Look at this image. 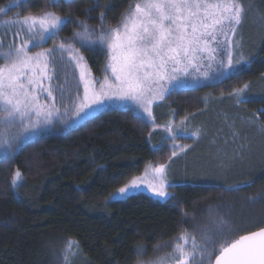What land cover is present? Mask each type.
<instances>
[{"label":"trees","instance_id":"obj_1","mask_svg":"<svg viewBox=\"0 0 264 264\" xmlns=\"http://www.w3.org/2000/svg\"><path fill=\"white\" fill-rule=\"evenodd\" d=\"M96 2L61 0V7L48 8V0H26L9 15L47 9L73 22L87 20L95 27L100 11L107 9V25L114 27L134 0H98L99 8ZM9 3L0 0V7ZM242 3L245 15L237 40L251 63L238 66L215 84L173 91L154 107L153 116L161 128L186 117L196 119L206 97L236 102L230 92L247 84L246 102L236 103L237 121L241 125L244 120L246 129L256 131L253 163L220 170L208 180L176 181L170 189L173 197L165 203L146 194L108 201L150 164L166 163L171 150L165 132L152 133L136 118L134 109L106 110L65 133L24 144L10 160L0 158V264H63L68 241L79 244L72 264H136L137 246L146 249L145 258L152 257L157 245L172 242L184 230L203 227L209 208L241 233L258 229L242 226L250 216L264 214V0ZM76 30L70 23L56 39H69ZM52 45L49 41L44 46ZM81 51L94 77H102L104 51ZM217 119L213 125L222 127ZM16 169L23 179L13 188Z\"/></svg>","mask_w":264,"mask_h":264},{"label":"snow or ice","instance_id":"obj_2","mask_svg":"<svg viewBox=\"0 0 264 264\" xmlns=\"http://www.w3.org/2000/svg\"><path fill=\"white\" fill-rule=\"evenodd\" d=\"M64 2L70 4L71 0ZM20 6L21 0H10L7 8L0 7V14L6 16ZM59 7L61 0H48V8ZM106 11H100L95 27L87 20L73 22L71 17L47 9L39 14L17 12L15 18L0 20L4 34L12 32L19 38L7 45L0 39V158L10 160L27 138L57 122L89 119L111 101L131 104L136 118L155 131L152 108L158 100L201 79L219 81L238 66L251 63V57L240 51V41L234 39L245 15L242 0H134L114 27L107 25ZM70 23L77 29L72 37L57 40ZM49 41L53 46L46 48ZM81 49L104 51L106 74L102 81L91 77ZM60 68L65 71V79L69 70L73 78L78 71L74 94L63 84L54 89ZM247 88L245 84L230 92L237 104L246 102L242 93ZM56 90L60 93L59 106ZM181 125L186 135L199 138V129L189 133L185 121ZM164 130L173 141L171 155L184 151L175 144L178 135L171 125ZM150 174L151 179H147L146 170L145 178L132 179L118 189L117 195L124 197L143 185L157 198H171L167 165L152 166ZM21 176L16 169L13 188ZM164 248L170 251L146 261L142 258L146 249L137 246V264H264V227L241 233L209 208L208 220L198 236L184 230ZM159 250L157 245L154 251ZM78 254V242L68 241L62 253L63 264H72Z\"/></svg>","mask_w":264,"mask_h":264},{"label":"rangeland","instance_id":"obj_3","mask_svg":"<svg viewBox=\"0 0 264 264\" xmlns=\"http://www.w3.org/2000/svg\"><path fill=\"white\" fill-rule=\"evenodd\" d=\"M25 1L26 0H21V4ZM9 4L4 8H7ZM15 17L16 15L10 16L9 12L7 13L6 16L4 14H0V20L6 18H15ZM0 39L3 40L5 45L13 42L14 40H16L17 42L19 40V38L13 36L12 32H8L7 34H4L2 29H0ZM234 39L237 40V33ZM37 50L38 49H33V51H37ZM88 68L91 77L94 80L97 81L103 80L106 74L105 73L106 62H105L103 75L100 78L94 77L89 65ZM108 75H110V71L108 72ZM78 76L79 73L77 71L75 74V78H73L71 75V70H69V75L67 79H65V71L63 68H60L58 69V79L53 81V87L54 89H56L57 85L63 84L69 93L74 94L76 91V83L78 80ZM228 76L220 78L219 81L201 79L198 83L192 84L188 87L177 88L174 89L173 91L180 89H187V88H200L206 85H212L226 79ZM81 91H82V86H81ZM173 91H171V93ZM55 94L57 96V105L59 106L60 104L59 90H56ZM170 94H167L163 100H158L157 103L153 105L152 111L156 105L164 102ZM203 107L204 110L202 111L200 117L189 120L183 119L171 125L173 131L178 135V138L175 140V144L185 149L184 151H178L177 155L174 157L171 155L170 156L171 160L169 158V160L166 163H164L165 165H167V177H168V182L171 185L176 181H185L188 179L208 180L212 175L218 174L220 170H231L234 165H240L242 163H253V161L256 159V143H257L256 131H251L246 129L244 120H241L242 121L240 123L241 125L238 124L237 117L239 111L236 102H233V100L231 99L228 100L220 97L208 96L203 100ZM129 108L134 109L136 112V109L131 104H121L120 102L117 101H111L106 103L102 108L98 109L92 117L110 109H129ZM217 118H220L222 120V122L220 121L223 125L222 127L221 125L218 126L213 125V123L215 124L214 121L216 120L219 121ZM86 120L70 121L67 124L57 122L53 127L49 128L47 131L40 133L37 136L27 138L19 146L18 150L24 144L32 140L50 134L65 133L71 129L80 126ZM181 121H185V124L187 125V131L189 133L193 130L199 129L201 133L199 138L197 139L196 137H193L191 135H186L183 131H181L183 127V125H181ZM164 129L165 127L161 128L157 126L155 131L152 130V133H156L157 131L165 132ZM234 132L236 133L235 136L233 135ZM165 134H166V140L169 144L172 154L173 141L172 139L169 138L167 132H165ZM18 150L13 154V156L18 152ZM160 164L162 163L150 164L140 176L135 178H145V172L146 170H148L149 175L147 179H151L150 168L152 166H157ZM22 179L23 178L21 176V179L17 181V186H19V184L22 182ZM117 193L118 190L108 198L109 199L108 201H125L131 196L146 194L150 196L154 201L165 203L170 201L173 197V194L170 191L171 198L167 200L157 198L153 196L152 193L143 185H141L139 189L130 190L129 193L124 197H119ZM250 217L251 219H249V222L244 223V225L242 226L243 228L257 229L259 227H264V214L260 213L257 216L252 215ZM200 228L201 226L197 227L195 231H188V232L194 233L198 236V230ZM166 251H170V248L165 249L163 245L160 247V250L156 252L152 257L150 258L142 257V258L146 261L151 260L156 256L165 255Z\"/></svg>","mask_w":264,"mask_h":264}]
</instances>
